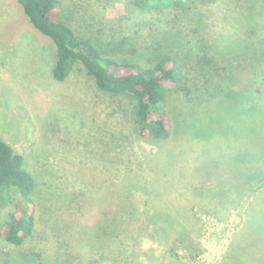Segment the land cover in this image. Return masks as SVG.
<instances>
[{"label": "rangeland", "instance_id": "1", "mask_svg": "<svg viewBox=\"0 0 264 264\" xmlns=\"http://www.w3.org/2000/svg\"><path fill=\"white\" fill-rule=\"evenodd\" d=\"M62 1L60 18L118 62L181 58L168 107L191 135L136 137L128 99L100 91L83 66L55 80L52 40L17 0H0V138L36 180L35 228L23 248L66 264H264V140L253 149L235 132L237 98L223 94L240 81L264 89V56L254 57L264 35L245 49L235 20L264 18V0H195L148 20L127 12L128 0ZM219 34L224 41L214 42ZM232 40L236 52L225 46ZM228 76L237 85H222ZM249 92L253 116L240 118L253 128L258 98ZM259 119L254 128L264 111ZM7 246L0 240V253Z\"/></svg>", "mask_w": 264, "mask_h": 264}, {"label": "trees", "instance_id": "2", "mask_svg": "<svg viewBox=\"0 0 264 264\" xmlns=\"http://www.w3.org/2000/svg\"><path fill=\"white\" fill-rule=\"evenodd\" d=\"M17 2L31 25L50 38L55 45L56 61L52 68L55 80L64 81L74 70L83 66L86 75L94 80L100 91L112 97L122 96L128 99L131 106L132 129L136 137L146 141L163 142L177 137L178 133L191 135V131L186 130L191 123L188 121L179 127L178 121L175 120L177 116L172 110L174 108L168 107L170 99L175 95L173 86L183 81L184 69L181 58L167 52H159L146 65L118 62L105 54L104 47L96 46V39L86 35L78 36L68 21L60 18V11L64 8L62 0H17ZM193 4L195 0H128L126 9L130 14L148 20L145 15L172 9L187 10ZM252 14L242 17L244 20L242 23L241 16L235 18L236 25H239L240 31L245 34V49L248 47L246 44L251 35H264V18L258 21L252 19ZM222 41H224L223 34L217 35L214 39L217 43ZM236 45H238L237 41L232 40L227 41L225 46L227 50L236 52L238 48ZM82 46L87 47L90 55L85 53ZM114 48L110 51H117V47ZM262 56H264V41L261 47L255 49L254 57L263 59L259 58ZM201 61L207 65L206 71L211 72L215 68L212 58L205 54L201 56ZM225 81L222 85H237V82L229 76ZM240 82L244 84L243 87H237L238 91H231L227 86L223 94L227 96L235 94L237 102L232 109L236 119L235 132H239L244 140L246 136L249 137L254 149L258 139L264 140L260 130L264 125L260 124L254 128L255 123L261 121L259 118L264 111V89L251 88L250 85L245 84V81ZM253 89L258 99L255 111L257 117L252 120L254 122L252 128L245 126L240 117L253 116L254 106L248 103L253 96L249 99L246 96ZM256 149L258 150V147ZM258 173L264 175V165L262 170L258 169ZM35 188L36 180L25 168L23 155L0 138V219L2 209L7 205L13 206V210L6 218L0 220V240L8 244V249L0 253V264H66L65 261H55L43 252L27 251L23 248L35 228L36 210L32 197ZM254 218L255 215L252 216V219Z\"/></svg>", "mask_w": 264, "mask_h": 264}, {"label": "water", "instance_id": "3", "mask_svg": "<svg viewBox=\"0 0 264 264\" xmlns=\"http://www.w3.org/2000/svg\"><path fill=\"white\" fill-rule=\"evenodd\" d=\"M82 48H83V50L85 51L86 54L90 55V53H89V51H88L86 46H82Z\"/></svg>", "mask_w": 264, "mask_h": 264}]
</instances>
